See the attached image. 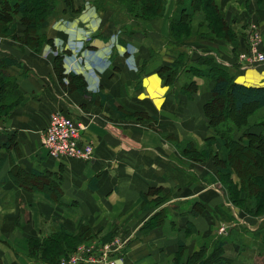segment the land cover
Returning a JSON list of instances; mask_svg holds the SVG:
<instances>
[{"label":"crops","instance_id":"obj_1","mask_svg":"<svg viewBox=\"0 0 264 264\" xmlns=\"http://www.w3.org/2000/svg\"><path fill=\"white\" fill-rule=\"evenodd\" d=\"M211 1L228 35L212 31L198 0H164L163 16L148 21L74 0L81 10L60 12L46 30L51 43L36 52L0 35V60L12 62L0 63L1 82H13L22 98L0 110V264H43L29 257V241L81 225L91 246L117 240L114 264H173L179 249L181 259L201 249L209 256L216 243L231 264L264 258V217L246 215L213 186L220 182L212 159L184 155L189 144L200 151L209 134L202 107L211 66L226 67L236 84L264 86V62L239 59L252 26L264 54V0ZM177 17L190 25L180 44L170 37ZM175 62L177 75L168 77ZM11 85L2 109L13 103ZM54 113L87 126L89 161L46 155L41 134ZM263 114L249 117L250 133L262 130Z\"/></svg>","mask_w":264,"mask_h":264},{"label":"trees","instance_id":"obj_2","mask_svg":"<svg viewBox=\"0 0 264 264\" xmlns=\"http://www.w3.org/2000/svg\"><path fill=\"white\" fill-rule=\"evenodd\" d=\"M90 1L98 10H105L106 7H112L113 3H116L133 21L160 18L163 16L165 6L164 0ZM198 2L204 4L205 19L212 31L216 32L218 26L228 35L223 16L213 2L211 0H198ZM69 10L80 11L81 5L75 10L74 0H0V35L5 34L22 47L39 51L43 44L51 43L46 38V30L50 22L59 14ZM179 12L183 14L186 10L181 8ZM183 16L187 15L183 14ZM184 19V17L181 20L179 17L174 18L170 24L172 31L170 37L176 44H180L189 32V22ZM17 28L24 30L18 33ZM0 63H5L6 66L12 65L9 60H0ZM179 66V63L175 62L170 68H166L168 77L176 76ZM209 76L213 80L211 97L202 107L208 122L209 134L200 151L191 149L189 144L185 153L191 160L197 162L212 159L227 200L246 215L264 216V121L259 126H262V130L258 134L245 131L248 128L249 117L258 109L264 108V86L246 87L236 84L227 74V68L217 65L210 67ZM5 78L0 72V82L7 79ZM7 84L8 86L12 84L10 98L13 103H9L6 99L8 106L3 105V109L0 108L3 111L17 105L18 99H14L13 96L22 99L16 85L11 81ZM7 84L0 83V95ZM229 101L232 102V107ZM5 114L6 112L0 115V118L6 116ZM234 130H243L241 137L235 139ZM247 156H251L253 162ZM254 161H257L259 170L262 169L263 172L253 177ZM233 175L237 177L236 182L231 178ZM61 205L64 207V202H60ZM53 222H56V219H53ZM78 228L79 230L72 234L64 227L58 226L57 230L46 239H31L28 243L29 257L43 264H59L75 250V246L91 239L87 226L81 225ZM221 245L216 243L213 253L209 256L204 249H201L185 259L180 258L179 249L173 264H231L229 260L221 258Z\"/></svg>","mask_w":264,"mask_h":264},{"label":"built area","instance_id":"obj_3","mask_svg":"<svg viewBox=\"0 0 264 264\" xmlns=\"http://www.w3.org/2000/svg\"><path fill=\"white\" fill-rule=\"evenodd\" d=\"M249 35L250 50L241 54L239 58L247 64L263 63L264 54L257 48L260 37L255 26L250 28ZM85 126L82 121L72 119L65 114H52L47 129L41 134V146L46 155L53 159L89 161L92 158L93 146L83 138ZM117 249L118 246L113 241L100 248L87 244L76 248L75 253L62 260L60 264H114L109 254Z\"/></svg>","mask_w":264,"mask_h":264},{"label":"rangeland","instance_id":"obj_4","mask_svg":"<svg viewBox=\"0 0 264 264\" xmlns=\"http://www.w3.org/2000/svg\"><path fill=\"white\" fill-rule=\"evenodd\" d=\"M106 2H108V1H106ZM105 2V3H106ZM109 5V4H108ZM112 6V5H111ZM103 8H104V6H103ZM107 10H110V11H112V13H113V15H115V16H117L120 20H125L124 19V16H125V11H124V9L122 8V7H120V6H118L116 3H113V6L112 7H106V9L104 10V9H102V10H100V11H102V12H106ZM1 36H5V34H1ZM260 52V51H259ZM260 53H262V52H260ZM240 59V58H239ZM243 62V61H242ZM247 64V63H246ZM229 105L232 107V102L231 101H229ZM262 119H260V120H258V122H259V124L262 122V121H264V114L262 115ZM258 124V123H257ZM252 126H255L256 128H258L256 125H252ZM247 129H245V131L246 132H248V131H250L252 128H250V125H247ZM85 128H86V130H87V126H85ZM257 131V130H256ZM183 153V152H182ZM184 155H186V154H184ZM250 160H251V162H253V158H251V156H247ZM259 167L260 166H258L257 165V161H254V166H252V176L254 177V176H257V175H259V174H262V169H260L259 170ZM217 181H219L220 182V179H219V177L217 176ZM221 183V182H220ZM222 184V183H221ZM214 187H216V188H219L221 191H223V188H222V186L217 182V184L216 185H213ZM226 197V196H225ZM226 200H227V197H226ZM228 201V200H227ZM229 202V201H228ZM231 203V202H230ZM257 217H264V216H262V215H260V216H257ZM91 240H86V241H83V242H81L80 244H78L77 246H75V250H73L69 255H68V257L67 258H69L72 254H74L75 253V251H76V248H78V247H80V246H84V245H87V243H89ZM113 241V243H116L117 244V246H118V242H117V240H112ZM112 241H110V242H112ZM110 242H108V243H110ZM100 248V247H103V245L102 244H98V246L96 247V248ZM67 258H65V259H67ZM259 258H262V256H260V254H258L257 256H256V260H255V262L253 263V264H264V258H262V259H259ZM65 259H63V260H65Z\"/></svg>","mask_w":264,"mask_h":264}]
</instances>
